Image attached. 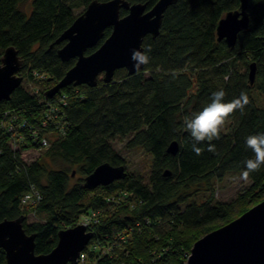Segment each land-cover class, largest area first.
<instances>
[{
    "label": "trees",
    "instance_id": "1",
    "mask_svg": "<svg viewBox=\"0 0 264 264\" xmlns=\"http://www.w3.org/2000/svg\"><path fill=\"white\" fill-rule=\"evenodd\" d=\"M93 1L0 0V59L14 47L24 62V81L34 70L46 77L36 84L44 87L39 97L21 86L0 102V222L24 216L25 232L35 236L36 255H47L61 230L106 210L114 200L117 211L89 224L94 236L83 262L187 264L195 242L264 201V105L258 99H264V0H248L249 25L232 48L218 41L217 27L227 13L240 10V0H179L165 12L159 36L145 38L143 70L132 76L118 70L108 84L68 86L46 98L76 62L60 60L58 50L65 42L50 46L73 24L75 11ZM126 1L148 9L158 2ZM28 2L30 14L22 10ZM110 34L107 29L86 54ZM51 105L64 112L63 133L42 128ZM10 124L14 132L8 131ZM32 131L48 137L50 146L41 148ZM18 135L23 141L14 147ZM126 137L128 149L151 156L147 180L127 172L125 159L111 146ZM174 142L175 155L168 152ZM28 148L42 151L54 168L41 157L27 163L23 151ZM106 163L124 167L126 177L86 189L85 178ZM73 168L80 176L74 184ZM229 174H243L251 184L225 203L215 199L212 185ZM32 187L42 200L24 205ZM202 187L209 196L197 200ZM30 214L36 220L29 223ZM0 264H7L3 250Z\"/></svg>",
    "mask_w": 264,
    "mask_h": 264
},
{
    "label": "water",
    "instance_id": "2",
    "mask_svg": "<svg viewBox=\"0 0 264 264\" xmlns=\"http://www.w3.org/2000/svg\"><path fill=\"white\" fill-rule=\"evenodd\" d=\"M179 0H158L150 9L147 4H130L126 0L93 1L79 15L54 44L65 42L58 50L62 62L76 60L63 79L45 93L52 99L68 86L94 88L103 76L110 83L116 71L125 69L129 76L143 70L146 55L143 42L147 36L160 34L164 14ZM238 11L227 13L217 27L218 41L229 48L235 46L238 35L249 25L248 0H240ZM127 15L121 17V11ZM111 34L104 39L105 31ZM24 62L14 47L5 50L0 59V102L9 100L22 86ZM256 66L250 65L249 80H255ZM168 152L175 155L178 144L172 143ZM74 175V174H73ZM124 167L102 164L84 180L88 190L106 187L124 179ZM25 217L0 222V250L6 254L7 264H78L80 256L93 239V233L79 224L61 230L57 246L47 255H36L35 236L25 232ZM187 264H264V201L252 207L227 225L214 230L194 243Z\"/></svg>",
    "mask_w": 264,
    "mask_h": 264
},
{
    "label": "rangeland",
    "instance_id": "3",
    "mask_svg": "<svg viewBox=\"0 0 264 264\" xmlns=\"http://www.w3.org/2000/svg\"><path fill=\"white\" fill-rule=\"evenodd\" d=\"M23 12L30 14L31 12V6L30 2L22 6ZM85 10L83 8H80L75 11V14L77 16L81 15ZM99 81H103V76L99 77ZM32 86L34 85L36 87V83H31ZM22 86L24 88H28V83L26 81L22 82ZM44 88L43 86H40V88L37 87V89H42ZM51 89V88H50ZM259 103L261 105H264V99L262 97H259ZM130 137L126 138H116L114 141L111 142L112 148L120 154L126 161V170L129 173H134L137 175H141L144 177V179H148L149 174H150V167H151V156L145 153L142 149L136 148V149H128L126 147V143L129 140ZM42 151L34 148H28L24 149L23 151V159L27 163H32L35 160H37L39 157H41L43 163L48 167V168H54L50 161L42 156ZM76 168L72 169V184H74L79 178V174L76 172ZM251 184V181L248 179L247 176L243 174H229L226 176V178L222 182H214L212 185L214 189V197L216 200L225 202V203H231L234 201L237 196L242 193L246 188H248ZM200 189H205L204 187ZM194 192V191H193ZM209 196L208 195V190H201L200 195L196 196L197 200H201L205 197ZM117 202V201H116ZM114 200L112 201V204L110 207H108L106 210L101 211H96L92 214V216L89 218L91 220L90 223H93V221L99 219L98 217L105 218L108 215L113 214L115 211L118 209V204H113ZM36 220V217L34 215H29L27 221L33 222ZM85 219L82 220L80 224H84ZM89 223V224H90ZM81 258V256H80ZM82 263L81 264H86V262H83V257H82ZM91 264V262L89 263Z\"/></svg>",
    "mask_w": 264,
    "mask_h": 264
},
{
    "label": "built area",
    "instance_id": "4",
    "mask_svg": "<svg viewBox=\"0 0 264 264\" xmlns=\"http://www.w3.org/2000/svg\"><path fill=\"white\" fill-rule=\"evenodd\" d=\"M31 75H32L31 80L26 81V83H28L29 86L28 88L25 89L28 90L32 95L39 97L40 95L39 89H37V86L36 87L34 85L32 86L31 83L37 84V82H43L45 81L46 77L35 70L32 71ZM60 102L62 103L63 106H66V102L64 100H61ZM65 121L66 118L64 112L62 111V108L59 107L58 105H51L46 113V118L42 123V128L43 129L52 128L55 130V133L56 132L63 133L66 128ZM22 128H24L23 124L21 125V129ZM8 131L14 132L15 126L13 124H10ZM31 133H32V138L38 142L41 148H48L50 146L48 137H39L38 133L35 131H32ZM17 137L18 138L12 139L14 147H18L19 143L23 141V137H21L20 135H18ZM41 200H42L41 193L35 187H32L30 192L24 196L22 203L24 205L35 206ZM89 218H85V223L83 224L87 228L89 226V223L91 222Z\"/></svg>",
    "mask_w": 264,
    "mask_h": 264
}]
</instances>
